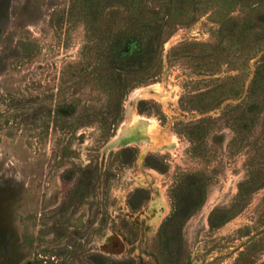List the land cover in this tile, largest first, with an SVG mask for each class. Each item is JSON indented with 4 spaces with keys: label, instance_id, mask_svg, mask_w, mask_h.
Here are the masks:
<instances>
[{
    "label": "rangeland",
    "instance_id": "obj_1",
    "mask_svg": "<svg viewBox=\"0 0 264 264\" xmlns=\"http://www.w3.org/2000/svg\"><path fill=\"white\" fill-rule=\"evenodd\" d=\"M0 264H264V0H0Z\"/></svg>",
    "mask_w": 264,
    "mask_h": 264
}]
</instances>
